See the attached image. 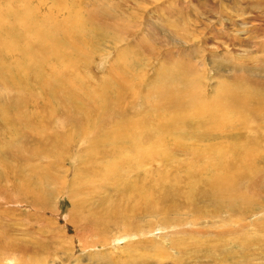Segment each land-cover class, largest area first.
<instances>
[{
	"label": "bare ground",
	"instance_id": "6f19581e",
	"mask_svg": "<svg viewBox=\"0 0 264 264\" xmlns=\"http://www.w3.org/2000/svg\"><path fill=\"white\" fill-rule=\"evenodd\" d=\"M36 1V7L35 4H29L30 0L7 1L9 6L16 7V11L11 21L12 25H8L6 31H0V57L4 56L10 61L9 65H4L0 60V113L6 114L4 118H0V138L3 140L7 135H16L17 142L12 143L8 148L0 147V154L2 151L14 149V153L11 155L14 165L12 173L20 172L23 175L27 172L28 175L25 176L27 178L20 182V185L22 188L27 187L26 194L32 200L42 204L44 209L49 208L47 205L55 202L59 192L64 193L65 191L59 189L55 196L53 191L55 189L50 188L54 172L50 169L51 165L40 169V166H37L38 163L33 168H26L24 164L25 151L30 146L33 149L36 148L34 150L37 154L40 152V158L46 156L45 154L53 157L59 163L58 167L64 169L65 175L72 166L73 173L68 181H65V187L76 184L80 186V192L91 191L93 194L97 192L96 189L105 186L112 195L115 193L116 196L110 200L111 197H108L109 201L104 205L106 208L99 211L97 206H90L93 204L89 199L85 198L89 202L86 203L81 196H76L73 191H66L65 194L71 200L72 205L69 222L74 227V234L68 237L66 235L68 229L65 228L61 232L64 239H68L67 241L72 244L76 237H80L82 245L92 250L99 246L111 248L113 242L119 243L131 233L126 225L129 220L131 228L134 227L137 232H141V225L139 227L135 226L136 224L133 225L135 221H131L134 218L132 214H135L137 221V214L141 215L139 213L142 210L145 213H155L156 207L161 209V202L168 205L167 212L164 211L165 217L169 221L168 224L179 226L197 224L199 221L196 220L205 217L209 220L221 212L227 213L230 220L232 214L236 215L235 218L249 219L253 213L264 210V191L258 190L260 193L258 197L263 199V203L249 199L246 193H257L255 186L249 182L254 179L257 182L264 181V95L254 93L256 97L253 101L252 99L249 101L248 98L253 93L252 90L247 96L243 93L244 91L241 93L236 91L237 89L227 91L224 89V85H221V89L215 93L218 95V99H212L211 96L208 98L204 96L203 92H200L199 85H191L193 81L192 83L190 81V84L187 81L189 78L186 79L180 75L179 77L183 78H174L178 74H172L173 71L166 67L163 68L164 66L157 69L158 71L156 70V77L152 76L154 79L149 82H146L145 73L141 69L142 72L139 73V76L142 77L144 83H141L139 88H134L132 83L121 84L115 75H113V79H108L109 82L100 80L98 84H95L97 77L94 82H91L90 75H88V72L91 74V70L81 74L82 71L80 72L78 64L81 54L86 55L88 46L91 44L89 40L92 38L91 42H93V37L97 36H95L96 33L94 34L97 31L96 27L94 29L88 23L86 16L84 14L82 16V9L79 6L81 0H61L54 10L57 16L55 19L48 10L43 11L45 0ZM0 4V15L4 16V3L1 0ZM92 9L95 10V7ZM9 14L10 11H6V15ZM87 15H89L88 12ZM109 16L115 17V15ZM0 22H2L1 19ZM59 23L61 26H58ZM61 33L68 34L74 42L62 43V39L57 37ZM166 33L165 38L171 34L169 41L183 42V40H187L183 39V36L178 39L180 35L176 38L170 29ZM117 35L118 39L112 38L111 41H106L114 44L125 40L121 34ZM2 43H5L4 47L8 45L11 50L18 46L20 51L18 55L22 56V60L11 53H3ZM90 47L94 46L90 45ZM132 63L130 70L133 68V72L137 67L142 68L146 65L140 61ZM199 64L202 65L201 62ZM161 75L166 79L165 82H160ZM128 77V74L124 76L125 79ZM31 78H33V83L30 82ZM192 78L191 80H193ZM40 91L42 94L38 99L37 95ZM33 104L37 106V109L32 108ZM179 104L182 109L180 108L177 117L190 116L194 113L190 118L196 120L193 122L195 131L193 133L181 131L176 125L174 134L163 132L159 128V124L161 122L165 124V120L169 116L166 112L173 110ZM219 109H223V111L219 112ZM213 118L215 119L211 125ZM259 119L261 122H258L257 127H254L255 131H258V128L263 130L259 140H254L250 134L248 137L241 135L242 128L249 126L250 129V122ZM147 124H155L156 129L149 131ZM218 126L226 131L231 130L232 134H222L216 129ZM45 129H47L48 137L45 135ZM158 130L163 132L162 140ZM33 135L44 136L42 140L45 150L39 149L40 146L36 142L40 138L33 137ZM191 139L196 141H191ZM72 143H78L81 146L79 152H72ZM176 151L189 155V162L187 161L182 169L184 173L175 178L176 184H172L165 177L159 175L157 170L148 172L150 175L141 181H130V178L133 177V173L129 175L131 170H121L124 164L131 163L132 158L139 168L145 169L158 160L163 161L171 157ZM67 162L70 166L67 165L64 168V164H68ZM120 172H124V176ZM161 177L164 180L161 193L165 195L167 190L168 193H171L169 197L172 201L160 200L159 178ZM36 178L40 181L43 180L46 185L41 182L37 183ZM64 180L65 177L62 182ZM183 184L186 188L185 195L181 190ZM44 188L47 189L46 192L43 191ZM129 194H133V197L130 198ZM193 195H197L195 200L190 199ZM182 196H184L187 206L175 203ZM103 200L99 201L100 204L106 203V199ZM196 200H202L208 208L212 206L214 212L206 213L203 211L204 209L199 211L193 203ZM129 201L132 202L130 206L128 205ZM115 207H118V210ZM182 207L191 211L193 220L182 219L176 215ZM121 219L126 220L124 226L123 224L122 226L118 225L117 221L121 222ZM263 222L254 220L251 222L253 224H247L257 225L256 227H260L262 230ZM115 226L121 231L114 237L108 238V234L113 231ZM131 235L133 234L131 233ZM90 238L91 241L86 243ZM0 243H2V238ZM5 243L8 245V254L16 253L17 255L18 252L22 256L24 255L23 250L18 247L19 244L15 241L8 239ZM3 247H6L5 244ZM121 251L119 252L121 253ZM131 251L129 249V252ZM98 252L99 250L96 249V252H91V254L94 257ZM123 253L128 252L123 250ZM8 254L3 253V258H1L7 260L6 255ZM38 254L39 251H34L32 256L25 261L35 258L31 264H41L39 262L42 258ZM251 255L238 256L243 257L247 264L254 258ZM204 256H211V254ZM134 257L132 255L133 259ZM141 257L143 258V255ZM22 258L21 256L20 258L15 257L9 262L17 264ZM127 258L129 257L127 256ZM216 258L219 257L216 256ZM3 260L0 259V261ZM127 260L130 261L131 257Z\"/></svg>",
	"mask_w": 264,
	"mask_h": 264
},
{
	"label": "rangeland",
	"instance_id": "374dc122",
	"mask_svg": "<svg viewBox=\"0 0 264 264\" xmlns=\"http://www.w3.org/2000/svg\"><path fill=\"white\" fill-rule=\"evenodd\" d=\"M1 1L4 3V16L0 15L2 20L0 31H6L8 25H12L11 21L16 7L14 5L9 6L7 4L9 0ZM60 1L45 0L42 7L43 11L48 10L54 19L57 18L54 10L58 7ZM29 4H35L36 7L37 1L30 0ZM80 4L82 16L84 14L88 19V23L94 29L96 27L97 31L94 34L96 33L95 36H97L93 37V42H91L92 38L88 39L90 45L94 47H90L88 44L89 48L86 55L81 54L78 64L80 72L82 71L81 74L91 70V74L88 72L91 82H94L95 77H97L95 84H98L100 80L109 82L108 79H113V75H115L121 84L132 83L134 88H139L140 84L144 83L142 77L139 76L142 70L145 73L146 82H149V80L156 77V70L164 66L163 68L166 67L173 71L172 74H178L174 78H189L187 80L189 83L193 81L192 84L190 83L191 85H199L200 92H203L204 96L208 98L211 96L212 99L216 98L217 100L218 95L215 93L218 89H221V85H224V89H227V91L236 89L240 93L244 91L243 93L247 96L253 92L249 98L247 97L249 101L251 99L253 101L256 95H264V0H81ZM94 7L95 10L92 9ZM6 11H10L8 16ZM87 12L89 15H87ZM109 15H115V17ZM16 22L19 23V21ZM58 26H61V23ZM169 29L176 38L180 35L178 39L183 36L182 38L187 39L189 42H186L187 40L181 42L177 39L178 43L177 41H169L171 34H168L165 38L166 31ZM117 34H121L125 40L114 44L107 42L111 41L112 38L118 39ZM57 37L62 39L61 42L64 44L74 42L72 37L65 33H61ZM4 45L5 43H2L3 53H11L22 60V56L18 55L20 52L18 46L11 50L8 45L6 47ZM0 60L4 65L10 64V61L4 56L0 57ZM133 61H140L143 65H146L142 68L137 67L135 73L132 70L133 68L130 70ZM124 67H127L126 70ZM133 73L136 74L135 77ZM126 74L129 75L127 79L124 78ZM179 75L183 77H179ZM101 76L103 77L100 78ZM161 76L160 82H165L166 79ZM191 77H193V80H191ZM121 80L123 81L121 82ZM30 82H34L33 78L30 79ZM247 89H249V93ZM259 92L260 94H257ZM41 94L40 91L37 95L38 99L41 98ZM32 108L37 109V106L33 104ZM180 108L182 109L179 104L173 110L166 112L169 115L165 120L166 123L161 122L159 124V128L163 132L174 134L176 125L181 131L190 133L195 131L193 122H196V120L190 118L194 113L190 116L182 115L178 118L177 114ZM44 109L46 110L45 107ZM221 111L223 109H219V112ZM5 116L6 114L0 113V118ZM214 119H212L211 125ZM259 120L250 122L251 130L249 126L242 128L241 135H247L248 137L250 134L254 140H259L263 130L259 128L258 131L254 130V127L259 124L258 122H261V119ZM147 129L151 131L156 129V126L155 124H147ZM216 129L222 134H232L231 130L226 131L221 126L216 127ZM45 131V135L48 137L47 129ZM163 132L158 130L161 140L164 137ZM33 137L40 138L36 144L40 146L41 151L45 150L42 140L44 136L33 135ZM191 141L196 140L191 139ZM16 142V135H7L3 140L0 138V147L4 149L6 146L8 148L9 145ZM80 147L78 143L71 144L72 152H79ZM34 149L30 146L25 151L24 164L27 169L33 168L38 163L37 166H40V169L51 165L50 169L54 172L50 188L55 189L53 190L55 196L59 189L65 192L68 190L73 191L76 196H81L86 203L89 202L85 198L89 199L93 204H90V206H97L99 211L105 209L104 205L110 199L116 197L115 193L112 195L105 186L96 189L97 192L93 194H91V191L88 193L80 192V186L76 184L66 185L65 187V181H68L73 173L72 166L68 162V164H64V168L67 165L71 168L65 175L64 169L58 167L59 163L53 157L45 154L46 156L40 158V152L37 154ZM13 153L14 149H10L2 151V154H0V239L2 238L0 259L3 260V253L8 254V245L5 243L8 239L18 243V247L23 250L24 255L22 256L18 252L17 255L19 256L16 253H9L6 255L7 260L0 261V264H10V259L20 258V256L23 258L17 264H31V261L35 258L25 260L30 258L36 250L39 251L38 255L42 258L39 259L41 262L38 261L41 264H245V259L238 256L243 254L254 256L247 264H264V228L261 230L260 227H256L257 225L247 224L254 220L264 221V210L253 213L249 216V219L235 218L236 215L232 214L230 220L227 213L221 212L209 220L205 217L196 220L199 221L197 224L179 226L168 224L169 221L164 214V211L167 212L168 205L161 202L163 209L162 207L161 209L156 207L155 213H145L142 210L139 213L141 215L137 214V221L135 214H132L134 218L131 221H135L133 225L136 224L137 227L142 226L141 232H137L134 227L131 228L129 220L126 225H128V230H131L130 232L133 235L129 233V236L119 243L113 242L111 248L99 246L94 250L87 249L82 245L80 237H76L71 244L67 241L68 239H64L61 235L65 228L68 229V231L66 230L68 237L74 234V227L69 222L72 207L71 200L65 192H59L58 198L56 197L53 204L47 205L49 207L47 209H44L38 201L32 200L26 194L27 187L22 188L20 185V182L27 178L25 177L28 175L27 172L23 175L20 172L12 173L14 165L11 155ZM187 161L189 162L188 154L176 151L171 157L163 161L158 160L145 169L139 168L132 158L131 163L129 165L124 164L121 170H131L129 175L133 173V177L130 178V181L145 180L150 175L148 172L157 170L159 175L165 177L172 184H176L175 178L184 173L182 169H184ZM120 173L122 176L125 174L124 172ZM63 177H65L64 182H62ZM162 177L159 178L160 200L172 201L169 197L171 193H168L167 190L165 195L161 193L162 183L164 182ZM36 179L38 180H36L37 183H44L43 180ZM31 182L27 181L29 184H32ZM249 183L255 186L257 193L246 192L248 198L263 203V199L258 197L260 195L258 190L264 191V181L257 182L254 179ZM44 185L46 184L44 183ZM100 189L101 191H99ZM181 190L185 195L186 188L184 184ZM43 191L46 192L47 189L44 188ZM108 197L111 198L108 200ZM129 197L132 198L133 194H129ZM194 198H197V195L190 197V199ZM103 199H106V203L100 204L99 201ZM175 203L181 206L188 205H185L184 196ZM193 203L199 211L204 209L203 211L206 213L214 212V208L212 206L208 208L202 200H196ZM131 204L132 202L129 201L128 205ZM115 209L118 210V207H115ZM176 215L182 219H194L191 216V211L185 207H182ZM139 216H141V220H139ZM121 220V222L116 220L119 222L117 224L120 226L123 224L124 226L127 218ZM156 221L159 222L156 223ZM154 223L156 224L154 225ZM120 231L121 229L118 230L115 226L113 233H109L107 237H114ZM248 235L249 238L247 239ZM247 240L249 241L247 242ZM90 241L91 238L86 243ZM3 244L6 247H3ZM127 247L130 251L132 248V251L129 252ZM96 249L99 252L93 257L91 252H96ZM123 250L128 253H123ZM205 254H211V256H204ZM132 255L135 256L134 259ZM140 255L145 258L143 259ZM12 256L13 258H11ZM216 256L219 258H216ZM130 257L131 260L128 261L127 259H130Z\"/></svg>",
	"mask_w": 264,
	"mask_h": 264
}]
</instances>
